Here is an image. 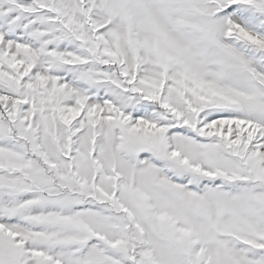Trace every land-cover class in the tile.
<instances>
[{
	"label": "snow or ice",
	"instance_id": "snow-or-ice-1",
	"mask_svg": "<svg viewBox=\"0 0 264 264\" xmlns=\"http://www.w3.org/2000/svg\"><path fill=\"white\" fill-rule=\"evenodd\" d=\"M0 264H264V0H0Z\"/></svg>",
	"mask_w": 264,
	"mask_h": 264
}]
</instances>
